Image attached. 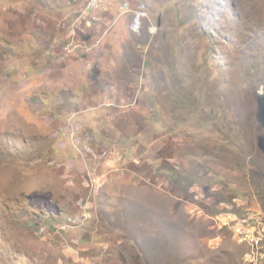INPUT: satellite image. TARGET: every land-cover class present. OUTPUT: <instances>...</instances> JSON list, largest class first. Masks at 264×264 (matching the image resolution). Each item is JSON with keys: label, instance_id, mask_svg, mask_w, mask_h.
<instances>
[{"label": "rangeland", "instance_id": "obj_1", "mask_svg": "<svg viewBox=\"0 0 264 264\" xmlns=\"http://www.w3.org/2000/svg\"><path fill=\"white\" fill-rule=\"evenodd\" d=\"M86 1L0 0V264H264V0Z\"/></svg>", "mask_w": 264, "mask_h": 264}, {"label": "built area", "instance_id": "obj_2", "mask_svg": "<svg viewBox=\"0 0 264 264\" xmlns=\"http://www.w3.org/2000/svg\"><path fill=\"white\" fill-rule=\"evenodd\" d=\"M105 5V0H90L88 3H87V6H88V11H92L96 8H99L101 6ZM88 48V47H87ZM71 51V50H70ZM69 51V52H70ZM78 221V219H69V222H74L76 223ZM68 226L67 225H64L62 227V230H65Z\"/></svg>", "mask_w": 264, "mask_h": 264}, {"label": "clouds", "instance_id": "obj_3", "mask_svg": "<svg viewBox=\"0 0 264 264\" xmlns=\"http://www.w3.org/2000/svg\"><path fill=\"white\" fill-rule=\"evenodd\" d=\"M83 5H87V1L83 4ZM82 7V6H81ZM85 22V21H84ZM80 38H83V36H80ZM70 47H73V43L71 44V46ZM77 47V46H76ZM88 47V48H87ZM93 47V46H92ZM81 49H85L86 51H87V49H90V45H88V44H85ZM70 51V50H69ZM69 51H67L68 52V54H71L70 52H72V50L69 52ZM62 227L63 226H61L60 227V230H62Z\"/></svg>", "mask_w": 264, "mask_h": 264}, {"label": "crops", "instance_id": "obj_4", "mask_svg": "<svg viewBox=\"0 0 264 264\" xmlns=\"http://www.w3.org/2000/svg\"><path fill=\"white\" fill-rule=\"evenodd\" d=\"M65 131V130H64Z\"/></svg>", "mask_w": 264, "mask_h": 264}]
</instances>
